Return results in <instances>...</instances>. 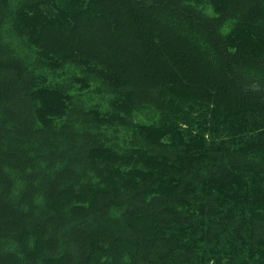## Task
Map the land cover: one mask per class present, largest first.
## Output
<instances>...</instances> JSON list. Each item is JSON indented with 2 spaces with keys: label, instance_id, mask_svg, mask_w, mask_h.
Listing matches in <instances>:
<instances>
[{
  "label": "trees",
  "instance_id": "obj_1",
  "mask_svg": "<svg viewBox=\"0 0 264 264\" xmlns=\"http://www.w3.org/2000/svg\"><path fill=\"white\" fill-rule=\"evenodd\" d=\"M0 264H264V0H0Z\"/></svg>",
  "mask_w": 264,
  "mask_h": 264
}]
</instances>
